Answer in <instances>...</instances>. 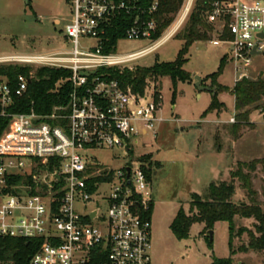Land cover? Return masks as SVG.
<instances>
[{
    "label": "built area",
    "instance_id": "1",
    "mask_svg": "<svg viewBox=\"0 0 264 264\" xmlns=\"http://www.w3.org/2000/svg\"><path fill=\"white\" fill-rule=\"evenodd\" d=\"M71 17L64 27L70 50L0 55V67H31L12 89L0 76V117L9 119L0 136V237L38 239L29 264H152L150 178L131 150L138 137L158 135L161 104L148 93L111 76L134 71L138 62L174 38L196 0L185 3L173 24L153 40L157 22L146 11L117 0H68ZM157 4L148 10L153 14ZM137 9V10H136ZM137 11L124 39L152 44L137 52H104L117 16ZM207 21L227 29L236 81L249 79L255 59L264 56V0H213ZM256 51L255 54L253 52ZM38 68L66 70L70 84L65 104L48 114L8 113L22 97ZM235 123V118L230 119ZM121 149L130 163L114 169L99 151ZM99 202L106 205L102 212ZM82 206L84 214L78 210ZM92 206V208H88ZM0 264H12L0 262Z\"/></svg>",
    "mask_w": 264,
    "mask_h": 264
},
{
    "label": "rangeland",
    "instance_id": "2",
    "mask_svg": "<svg viewBox=\"0 0 264 264\" xmlns=\"http://www.w3.org/2000/svg\"><path fill=\"white\" fill-rule=\"evenodd\" d=\"M71 10L68 0H0V55L70 50L72 46L65 43L64 27L71 17ZM55 19H60L61 23L56 24ZM219 35V26H215L210 33L212 41L220 40ZM212 41L195 42L190 47L184 69L192 77L190 81L178 84L176 98H173L174 89L168 77L159 78L158 81L148 79L144 89V93L151 94L161 104L160 117L163 120L157 124L156 138L151 134L141 135L137 139L139 143L130 146L140 160L151 156L150 161L143 163L148 165V169L151 167L152 264H212L214 258L229 257L228 223L218 222L209 231L204 224H195L189 238L185 240H178L173 235L171 224L181 207L189 210L193 194L205 196L211 183L229 181L230 173L237 168L238 162L250 163L264 159V112L254 111L251 121L255 127L243 128L239 142L232 143L233 123H230V119L235 117L236 111L235 99L230 90L237 76L227 45H214ZM151 44L148 40L123 39L118 42L115 52L134 53ZM182 47L183 41L175 36L138 62L136 68L150 67L156 61L174 62ZM224 57V69L218 84L228 90L218 95L222 107L203 115L212 102L213 93L199 92L195 77L203 79L202 86L212 88L208 77L219 72ZM258 78H264V56L256 58L249 69V79ZM97 157L101 163L114 169L131 161L118 148L99 151ZM250 173L253 189L257 192V202L264 210L262 165ZM236 186L234 201L249 202L241 183L236 182ZM99 204L102 212H105L106 205L103 202ZM77 208L84 214L82 206L77 205ZM254 223L253 219L238 217L236 230L241 227L253 230ZM210 231L213 233L212 239ZM248 242L246 233L234 239L233 246L237 251L233 256L234 264H264V252L238 251Z\"/></svg>",
    "mask_w": 264,
    "mask_h": 264
},
{
    "label": "trees",
    "instance_id": "3",
    "mask_svg": "<svg viewBox=\"0 0 264 264\" xmlns=\"http://www.w3.org/2000/svg\"><path fill=\"white\" fill-rule=\"evenodd\" d=\"M124 1L136 6L137 9L146 11L143 15L147 19H154L157 22V32L152 37L153 40L159 39L163 33L173 24L180 13L185 0H117ZM213 0H196L194 8L188 18L183 30L176 35V38L183 41V47L179 51L178 58L174 62L156 61L150 67H137L134 71L125 70L123 73L112 71L111 76L123 82L125 86H131L137 93H144L148 79L158 81L159 78H170L176 98L177 88L180 82L191 80V74L184 69L187 62V55L190 47L195 42L212 41L210 33L214 31L215 25L207 21V13L211 10ZM157 4L153 14H148V10ZM136 9V10H137ZM130 14L123 13L116 17L113 26L108 30L104 52L110 53L116 50L120 40L126 36L127 29L133 24L137 11ZM221 40L230 39L231 36L226 29L219 35ZM225 64V57L221 61L219 72L212 74L208 79L212 82L213 93L212 102L203 115H207L221 109L218 95L227 88L218 84ZM32 71L31 67H0V76L8 79V84L12 89L17 87L19 75H27ZM70 72L51 68H38L31 78L26 93L22 97H14L13 104L7 111L11 114L29 113L33 109L38 114H48L55 106L65 104L70 92L69 82L58 86L60 80L67 79ZM231 94L235 98V123L232 125L234 140L241 138L240 132L243 128H254L251 122V114L260 110L264 112V78L250 80L243 78L234 84ZM9 119L0 117V136L7 127ZM151 156L141 159L142 162L150 161ZM258 165H262L264 170V159L254 160L250 163L238 162L237 168L230 173L229 181L211 183L207 194L201 196L193 194L189 204V210L181 207L172 224L171 231L178 240L188 239L190 231L195 224H204L206 230H212L216 223L226 222L229 226V250L227 258H214L212 264H234L233 256L237 251L233 243L236 236L247 234L249 242L241 246L238 251L264 252V210L257 202V192L253 189L252 175ZM150 178L149 169L144 168ZM248 170V171H247ZM236 182H240L243 189L247 192L249 202L236 203ZM153 209V204L151 211ZM151 216V213H150ZM253 219L254 229L241 227L236 230V218ZM41 241L38 239H16L0 237V262L12 264H29L31 257L38 251Z\"/></svg>",
    "mask_w": 264,
    "mask_h": 264
},
{
    "label": "water",
    "instance_id": "4",
    "mask_svg": "<svg viewBox=\"0 0 264 264\" xmlns=\"http://www.w3.org/2000/svg\"><path fill=\"white\" fill-rule=\"evenodd\" d=\"M255 53H256V51L253 52V54H255ZM195 80H196V87H197L199 92L209 91V92L214 93L216 91L215 88H209L206 86H202L201 84L203 83V79L200 76H196ZM209 235H210V238L212 239V235H213L212 231H210Z\"/></svg>",
    "mask_w": 264,
    "mask_h": 264
},
{
    "label": "crops",
    "instance_id": "5",
    "mask_svg": "<svg viewBox=\"0 0 264 264\" xmlns=\"http://www.w3.org/2000/svg\"><path fill=\"white\" fill-rule=\"evenodd\" d=\"M57 22H58V23H57ZM55 23H56V24H60V23H61V20H60V19H55ZM211 93H212V92H211ZM198 97L200 98L201 95L198 94ZM234 99H235V98H234ZM234 105H235V104H234ZM234 108H235V106H234ZM234 113H235V111H234ZM251 118H252V115H251ZM251 122H253V121H251ZM253 123H254V122H253ZM199 128H200V127H199ZM182 130H184V129H182ZM240 139H241V138H240ZM240 139H238V140H236V141L233 140L232 143H233V144H237V142H239Z\"/></svg>",
    "mask_w": 264,
    "mask_h": 264
}]
</instances>
